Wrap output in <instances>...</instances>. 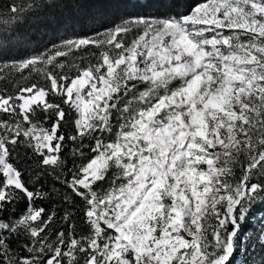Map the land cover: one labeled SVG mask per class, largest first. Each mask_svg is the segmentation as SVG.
Instances as JSON below:
<instances>
[{
	"label": "snow or ice",
	"instance_id": "1",
	"mask_svg": "<svg viewBox=\"0 0 264 264\" xmlns=\"http://www.w3.org/2000/svg\"><path fill=\"white\" fill-rule=\"evenodd\" d=\"M32 7L6 5V39L61 8L82 27L148 10L4 65L43 83L0 88V264H264V0ZM45 200L65 205L59 228Z\"/></svg>",
	"mask_w": 264,
	"mask_h": 264
},
{
	"label": "trees",
	"instance_id": "2",
	"mask_svg": "<svg viewBox=\"0 0 264 264\" xmlns=\"http://www.w3.org/2000/svg\"><path fill=\"white\" fill-rule=\"evenodd\" d=\"M13 0H0V20L4 18H10L9 14L6 11V5H10ZM65 0H15L17 5L21 3L32 4L33 7L29 9L30 11H42V8L36 7V5L51 4V3H64ZM200 2V0H185V3L188 5H194ZM148 9L141 8H105V9H92L95 11H102L107 15L103 18L97 17V20L93 22L92 20H87V27L81 26V21L84 19L81 15L72 11L70 9H63L55 12V15H49L46 17L47 20H50L47 26H40L38 29H31L28 33L21 37L20 33L15 34V38L6 39L5 37L12 36V25L5 26L0 23V88L5 86L9 87V90H14L13 85L16 87L30 84L32 82L43 83L42 74H37L35 72H30L28 69L24 70H12L10 67L5 68L4 65H11L14 62H18L21 59L30 58L32 55L37 53H48L52 54L50 50L54 45L59 46L67 39H76L83 35H95L97 32H102L105 29L100 27L101 20L106 24V26H112L113 18L122 15L124 12H137V11H147ZM115 22H119L116 20ZM9 50L7 57L4 56V51ZM84 53L81 51H73L70 55L64 57H57V61L63 62L65 65L79 64V57L83 56ZM51 67V66H48ZM57 72H68V68L57 69ZM76 69L73 68L68 74L74 75ZM26 78V79H25ZM174 82V86H175ZM142 90V89H141ZM56 102L58 98H52ZM0 118H3L0 116ZM47 126V125H46ZM65 132H68L69 129H63ZM109 137L106 136V139ZM74 147L71 141L66 143V146L63 150V154L69 160V167H71V151ZM21 152L24 151L23 148L19 149ZM77 163L81 161L77 160ZM86 162V161H85ZM31 173L25 175V180H29ZM31 183V181H29ZM43 186L45 191H48L54 186V178L51 176L44 177L40 184L37 187ZM55 187L64 191L63 187L59 184H55ZM101 187L106 188L107 184L101 185ZM76 204L80 205L81 201L78 197L74 198ZM43 204L49 211H55L57 213L56 220L53 223L52 227L54 229L59 228L62 224L60 217L64 214L65 205L59 201H37V204ZM25 207L24 203L19 205L20 210ZM239 257V252L237 253Z\"/></svg>",
	"mask_w": 264,
	"mask_h": 264
},
{
	"label": "rangeland",
	"instance_id": "3",
	"mask_svg": "<svg viewBox=\"0 0 264 264\" xmlns=\"http://www.w3.org/2000/svg\"><path fill=\"white\" fill-rule=\"evenodd\" d=\"M62 45V44H61ZM60 46V45H59ZM61 50H63V49H61ZM175 84H178V82H175ZM87 87V86H86Z\"/></svg>",
	"mask_w": 264,
	"mask_h": 264
}]
</instances>
